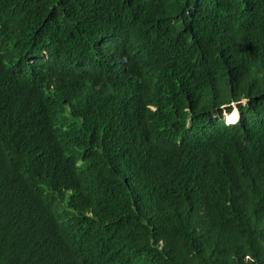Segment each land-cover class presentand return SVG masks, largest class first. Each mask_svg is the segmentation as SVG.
Segmentation results:
<instances>
[{
	"label": "trees",
	"instance_id": "16d2710c",
	"mask_svg": "<svg viewBox=\"0 0 264 264\" xmlns=\"http://www.w3.org/2000/svg\"><path fill=\"white\" fill-rule=\"evenodd\" d=\"M0 264H264V0H0Z\"/></svg>",
	"mask_w": 264,
	"mask_h": 264
},
{
	"label": "clouds",
	"instance_id": "9594fccd",
	"mask_svg": "<svg viewBox=\"0 0 264 264\" xmlns=\"http://www.w3.org/2000/svg\"><path fill=\"white\" fill-rule=\"evenodd\" d=\"M247 99H242L238 102H232L230 105H224L222 107L223 109V112H222V120L224 122L225 125H234L236 123H238L241 119V112H240V109L238 106H242V107H245L246 103H247ZM234 105V109L235 110H232V106ZM230 107V111H227L226 109ZM232 112H235L236 113V116L237 118L234 116L233 117V121L232 123H228L227 120H226V117L231 114Z\"/></svg>",
	"mask_w": 264,
	"mask_h": 264
},
{
	"label": "rangeland",
	"instance_id": "374dc122",
	"mask_svg": "<svg viewBox=\"0 0 264 264\" xmlns=\"http://www.w3.org/2000/svg\"><path fill=\"white\" fill-rule=\"evenodd\" d=\"M232 110H235V109H234V105L232 106Z\"/></svg>",
	"mask_w": 264,
	"mask_h": 264
}]
</instances>
